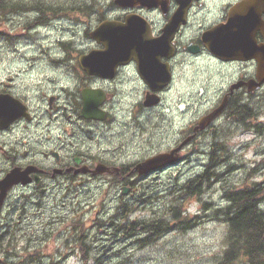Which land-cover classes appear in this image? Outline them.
Segmentation results:
<instances>
[{
  "label": "flooded vegetation",
  "instance_id": "af4514ba",
  "mask_svg": "<svg viewBox=\"0 0 264 264\" xmlns=\"http://www.w3.org/2000/svg\"><path fill=\"white\" fill-rule=\"evenodd\" d=\"M242 1L192 0L185 22L165 36L162 47H153L154 41L179 12V0L125 7L110 0L56 2L70 6L71 17L66 18L63 10L31 7L30 0L5 3L7 8L16 5L17 17L12 18L24 16L22 28L30 32L40 35L55 23L70 27L51 39L48 47L45 43L33 49H9L30 58L25 59L26 65L0 74V264H17L15 257L19 264H62L71 247L79 245L85 254L89 243L85 238L95 225L105 239L111 232L101 229V224L112 227L113 234L122 233L127 199L139 207L142 194L135 190L159 171L143 174L136 166L145 156L175 148L192 133L195 123L171 135L166 146L158 147L151 139V150L144 156L143 140L150 139L170 110L166 97L172 87L190 85L191 66H196L206 87L213 88L215 106L226 102L217 120H252L255 99H264L259 97L264 94V67L259 71L262 31L257 29L252 36L250 44L258 47L259 54L250 58L215 56L202 39L208 29L227 23L231 10ZM129 16L134 18L130 29L135 41L126 43L123 51L135 57L110 60L102 73L83 69L80 56L105 50L91 32L106 20L125 23ZM28 34L19 29L16 35ZM261 78L256 87L253 80ZM151 94L159 96L158 103L150 104L147 95ZM84 106L93 115L86 117ZM191 142L181 148L179 161L188 158ZM124 186L129 187L128 194L121 193ZM94 211L96 216H91ZM19 242L22 255L17 251ZM50 244L55 252L46 251Z\"/></svg>",
  "mask_w": 264,
  "mask_h": 264
},
{
  "label": "rangeland",
  "instance_id": "374dc122",
  "mask_svg": "<svg viewBox=\"0 0 264 264\" xmlns=\"http://www.w3.org/2000/svg\"><path fill=\"white\" fill-rule=\"evenodd\" d=\"M51 1V0H48ZM71 1V0H70ZM77 1V0H72ZM26 22L24 16L21 19L12 18L8 15L3 17L0 22L1 29L6 33H14L22 28V23ZM59 28V25H56ZM28 32L27 29H24ZM55 29L52 33H55ZM28 40L24 39L13 46L12 41L0 39V74L7 73L9 68L26 65V58L12 53L9 49L28 48L33 49L40 44H45L52 36L51 33L44 32L36 34L28 32ZM11 66V67H10ZM192 70V69H191ZM193 77V73H192ZM213 88L206 89L200 82H191L190 86L184 89L172 88L167 96L166 101L170 102V110L165 111L166 116L159 120L158 128H154L150 133L148 141L143 140L144 152L150 149V140H155L158 146L166 145L171 135L179 128L186 126L195 121L200 113L211 107L215 102ZM264 94H259L262 97ZM179 96L181 98H179ZM253 120L249 123L252 126L257 122L264 126V99H255ZM222 120V119H220ZM224 124L216 122L211 129L212 136L206 135L201 137L190 147L188 158L178 165L165 171L161 177L155 176L153 181L149 177L145 181L143 190L139 192L148 196L149 199L144 201L143 208H137L126 219V227L121 234H113L112 227L102 225L101 229H109L111 234L108 239L101 236L99 225L87 233L84 246L87 261L82 259L80 246L77 245L73 251L74 257L68 258V264H214L221 258L223 250L227 247L226 236L228 233V223L223 220L217 208H225L228 202L222 198L225 188L240 189L243 185L264 183V131L257 134L255 131L246 130L250 127L241 126L236 121L222 120ZM221 138V144L229 151L227 159L229 163L223 164L219 171H228L226 175H221L213 180L208 188L204 189L201 196V202L194 201L187 205V213L193 216L194 212L199 213L201 220H195L196 225L188 230H173L163 233L155 240H148L143 237L144 232L132 233L127 227L131 220L147 219L155 212L157 220H170L171 216L168 211L170 205L180 203V199H173L180 194L181 186L195 175L203 171L206 163V155L202 153V145L213 139V136ZM166 195L167 197L157 198ZM152 199V200H151ZM207 203V211L201 210L200 204ZM259 206L264 211V195L259 201ZM217 214V216H216ZM96 216L95 211L90 214ZM110 214L109 216H111ZM80 234V229L78 232ZM66 234L63 233L62 241L65 240ZM141 239H144L141 240ZM92 240H95L92 242ZM99 240V241H98ZM144 242V243H143ZM22 242L18 243L17 251L22 255ZM40 251H44L43 246H39ZM48 253L55 252L52 245H49ZM65 251L63 247L62 252ZM18 253V252H17ZM64 253V257H65ZM19 258L15 261L19 264ZM244 264V263H240Z\"/></svg>",
  "mask_w": 264,
  "mask_h": 264
},
{
  "label": "water",
  "instance_id": "95a60500",
  "mask_svg": "<svg viewBox=\"0 0 264 264\" xmlns=\"http://www.w3.org/2000/svg\"><path fill=\"white\" fill-rule=\"evenodd\" d=\"M115 1L121 4H133L140 0ZM263 13L264 0H244L240 2L232 10L226 24L213 27L203 35L208 48L216 54L229 55L238 58H250L255 54H259L256 51L258 47L250 44V41L252 40V36L257 29L261 30L262 35L264 36V20L262 19ZM182 20L183 17L182 14H180L173 21H171V25L169 27H166V32L163 37L166 36L168 30H171V32L175 30ZM132 33L133 31L130 28L125 29V27L120 23H103L98 28L97 38L107 44L108 47L106 46V50L102 51L101 54L90 53L88 56L83 57L81 59V64H89L97 70L102 69L103 58H112L114 56L113 54H108L109 51L110 53L124 52L123 50L125 49V44L135 41V38L131 35ZM219 34H221V37L217 38ZM206 37H210L211 39H207ZM247 42L249 44H247ZM155 44L156 43L154 42L153 47H156ZM260 49L264 51V46H262V48ZM130 57H135V54H122L121 56H118L119 59L117 60H122V58L127 59ZM259 65L260 71L261 68L264 67V53H261ZM255 83L257 86H259L262 83V78L259 81H255ZM222 109L223 107L220 106L219 108L215 109L214 111L200 119L198 125L195 127V131L206 127L222 111ZM83 112L86 116H89L91 114L86 111L85 106L83 107ZM169 159L170 158L167 154H160L139 164L138 168L142 169L143 171H148L153 167L160 166L165 162H168ZM5 180H8V177H6Z\"/></svg>",
  "mask_w": 264,
  "mask_h": 264
},
{
  "label": "trees",
  "instance_id": "16d2710c",
  "mask_svg": "<svg viewBox=\"0 0 264 264\" xmlns=\"http://www.w3.org/2000/svg\"><path fill=\"white\" fill-rule=\"evenodd\" d=\"M11 1L12 0H0L1 14L10 11L6 7V4ZM41 8L45 10L44 7L41 6ZM244 123H246V121H244ZM205 175V180L209 181L211 176L208 173ZM203 177L200 175L187 182L184 185L185 187L182 190V194L184 196L186 195V198L197 196L202 191L203 181H201V178ZM259 195L260 187L257 185L245 186L238 191H234L233 189L226 190L225 196L229 201V205L226 207L223 215L229 222V246L222 260L216 264H224L225 261L234 259L241 250H243L244 255L247 256L248 264H264V212L258 207ZM172 215L174 220L179 222L182 227L190 222L186 220L185 217L181 216L180 206L174 209ZM148 224L149 223L144 224V226L147 227ZM168 224L167 222V225ZM161 227L162 223L158 221L150 225V228L154 230H158Z\"/></svg>",
  "mask_w": 264,
  "mask_h": 264
},
{
  "label": "bare ground",
  "instance_id": "6f19581e",
  "mask_svg": "<svg viewBox=\"0 0 264 264\" xmlns=\"http://www.w3.org/2000/svg\"><path fill=\"white\" fill-rule=\"evenodd\" d=\"M234 209V208H233ZM236 209V208H235ZM232 211V210H231ZM234 212V211H233Z\"/></svg>",
  "mask_w": 264,
  "mask_h": 264
}]
</instances>
